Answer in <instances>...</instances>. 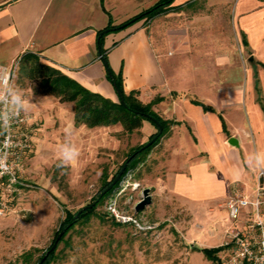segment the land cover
I'll use <instances>...</instances> for the list:
<instances>
[{
    "label": "crops",
    "instance_id": "crops-1",
    "mask_svg": "<svg viewBox=\"0 0 264 264\" xmlns=\"http://www.w3.org/2000/svg\"><path fill=\"white\" fill-rule=\"evenodd\" d=\"M158 1L0 0V65L34 53L117 102L98 34ZM171 6L179 10L106 34L102 49L124 92L137 91L143 104L159 99L153 111L172 122L153 148V195L167 202L220 199L222 209L236 192L251 196L264 173L247 160L264 153V0H173ZM30 105L35 118L63 110L45 98Z\"/></svg>",
    "mask_w": 264,
    "mask_h": 264
},
{
    "label": "rangeland",
    "instance_id": "rangeland-1",
    "mask_svg": "<svg viewBox=\"0 0 264 264\" xmlns=\"http://www.w3.org/2000/svg\"><path fill=\"white\" fill-rule=\"evenodd\" d=\"M14 82L29 103L45 98L63 109L62 113L51 112L45 118L31 114L37 124L34 147L24 166L23 177L28 187L10 204L7 214L0 217V264H38L63 230L66 212L74 215L87 206L99 193L103 179L109 181L116 176L129 154L149 143L150 136L157 131L146 121L129 135L124 134L120 125L95 129L76 126L70 119L74 105L60 103L52 96L36 95V85L20 77L19 66ZM69 125L74 129L80 155L71 166L60 167L56 149L64 142ZM153 153L154 149L118 182L130 174V183L139 184L136 191L127 188L119 199L120 208L128 201H140L142 191L150 190L151 204L139 215L156 228L147 234L137 233L106 215L105 204L117 192V185L98 206L96 215L64 235L49 264H215L202 250L224 245L231 231L245 219L234 223L227 215L226 201L222 204L224 210L219 208L220 199L167 202L153 195ZM209 208L213 212H208ZM218 258L222 260L223 255L219 253Z\"/></svg>",
    "mask_w": 264,
    "mask_h": 264
},
{
    "label": "trees",
    "instance_id": "trees-1",
    "mask_svg": "<svg viewBox=\"0 0 264 264\" xmlns=\"http://www.w3.org/2000/svg\"><path fill=\"white\" fill-rule=\"evenodd\" d=\"M172 2L173 0H159L153 7L140 13L139 15L130 19L121 26H109L98 34V46L101 50L100 55L103 59L107 78L112 84L118 96L117 102H113L111 100L101 97L98 94L89 92L73 80L69 79L67 76L63 75L57 69L43 64L38 58V56L34 53H25L20 58V77L36 85V95L52 96L54 98H57L60 103H72L74 105V124L76 126H85L88 129H93L101 127L107 128L120 125L124 134L127 135L138 131L142 127L144 121L149 122L151 125H153L157 131L158 127L155 122H157L163 128L162 134L158 136V138H156L147 149L137 154L131 160L126 170L124 171L122 177L129 169L134 168L138 162L142 161L143 157L150 153V151L157 145V143L162 138L165 131L169 128L172 122L161 119L153 111V105L156 104L159 99H157L156 101H152L149 104H143L137 98V91H131L129 93L124 92L121 74H114L108 66L106 52L102 49V39L106 34L115 32L120 28L128 26L140 19H145L149 22L161 15L169 13L170 11L179 10V8L171 6ZM194 103L198 104L197 102ZM204 110L210 111V109L207 107H204ZM156 135L157 132L151 135L149 141H151ZM143 146L144 144L137 147L132 153L129 154L128 158L131 157L133 153L138 151ZM114 177L109 181L107 180V178L103 179V185L99 193L92 198L91 202L87 206L79 210L81 211V214L78 220H74V217L79 211L74 215H71L69 212H66V219L64 220L63 226L61 228L64 230L67 226H69L66 229L65 234L76 224L86 223L91 217L96 215V210L98 206L102 203L104 199H106L111 194L112 190L119 183L118 182L102 198H99L100 194L104 190H106L107 187L112 183ZM64 235L61 237L60 242L63 240ZM223 249V246H221L219 248L203 249L202 252L215 264H221L218 255L222 252ZM55 251H53L48 256V258L43 264H49L54 260ZM41 258H39L38 263L40 262Z\"/></svg>",
    "mask_w": 264,
    "mask_h": 264
},
{
    "label": "built area",
    "instance_id": "built-area-1",
    "mask_svg": "<svg viewBox=\"0 0 264 264\" xmlns=\"http://www.w3.org/2000/svg\"><path fill=\"white\" fill-rule=\"evenodd\" d=\"M20 59L11 67L0 65V70L8 71L13 80ZM34 119L29 113H21L12 125L13 147L8 148L4 143L5 136H0V149L5 150L7 164L10 171L0 176V217L10 210V204L28 187L23 177L25 160L34 147ZM132 175L127 174L115 189V194L105 204L106 215L115 223L132 228L137 233L147 234L156 228V225L146 222L135 212V206L139 202L124 204L119 207V199L128 187L136 191L139 184L130 183ZM132 196H130V199ZM228 217L238 223L245 219L240 227L234 228L229 241L223 246L221 264H264V173L257 175L255 191L251 196L236 192L225 203Z\"/></svg>",
    "mask_w": 264,
    "mask_h": 264
},
{
    "label": "clouds",
    "instance_id": "clouds-1",
    "mask_svg": "<svg viewBox=\"0 0 264 264\" xmlns=\"http://www.w3.org/2000/svg\"><path fill=\"white\" fill-rule=\"evenodd\" d=\"M31 105L24 93L16 86L11 74L0 70V136H5L4 143L8 148L13 147L12 125L21 115L27 113ZM74 129L69 125L65 129V140L57 146L56 158L58 166L68 167L74 164L80 155L74 141ZM8 153L0 149V176L10 171L7 164ZM249 166L264 168V153H252L247 158Z\"/></svg>",
    "mask_w": 264,
    "mask_h": 264
},
{
    "label": "water",
    "instance_id": "water-1",
    "mask_svg": "<svg viewBox=\"0 0 264 264\" xmlns=\"http://www.w3.org/2000/svg\"><path fill=\"white\" fill-rule=\"evenodd\" d=\"M155 124L157 125L158 127V132H157V135L151 140L149 141V143H147L146 145H144L141 149H139L137 152H135L131 157H129L125 162L124 164L121 166V169L119 170V172L117 173V175L115 176V178L113 179L112 183L107 187L106 190H104L99 198H102L107 192H109L117 183L118 181L120 180L122 174L124 173V171L126 170L127 166L129 165V163L131 162V160L137 155L139 154L140 152L144 151L146 148H148L156 138H158V136H160L163 132V128L157 123L155 122ZM235 143L234 140H230L229 141V144L230 145H233ZM151 204V195H150V190L149 189H144L142 191V197L140 199V201L136 204L135 206V212L136 214H139L141 213L146 207H148L149 205ZM81 214V211H79L75 217H74V220H78L79 216ZM68 227H66L67 229ZM66 229L64 230H61L57 236L55 237L52 245L50 246V248L44 253L43 257L41 258L40 262L38 264H43L46 259L48 258V256L56 250L60 240H61V237L65 234V231Z\"/></svg>",
    "mask_w": 264,
    "mask_h": 264
}]
</instances>
